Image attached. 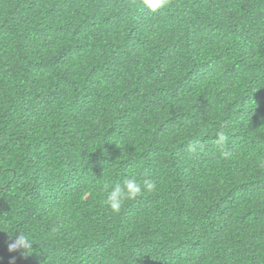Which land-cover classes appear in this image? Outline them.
<instances>
[{
    "label": "trees",
    "instance_id": "obj_1",
    "mask_svg": "<svg viewBox=\"0 0 264 264\" xmlns=\"http://www.w3.org/2000/svg\"><path fill=\"white\" fill-rule=\"evenodd\" d=\"M0 264H264V0H0Z\"/></svg>",
    "mask_w": 264,
    "mask_h": 264
},
{
    "label": "clouds",
    "instance_id": "obj_2",
    "mask_svg": "<svg viewBox=\"0 0 264 264\" xmlns=\"http://www.w3.org/2000/svg\"><path fill=\"white\" fill-rule=\"evenodd\" d=\"M167 0H142L143 7L148 11L155 13L159 9L165 7ZM224 136L219 134L218 143H223ZM156 189V184L151 179L138 180L135 175L125 177L121 182L114 184H105L104 186V204L114 213H119L123 204L127 200H132L142 195L143 192H152ZM17 232V231H14ZM12 232V233H14ZM19 235L14 242L9 244V251H14L18 248L25 249L26 254H30L32 249V240L23 232L18 231Z\"/></svg>",
    "mask_w": 264,
    "mask_h": 264
}]
</instances>
